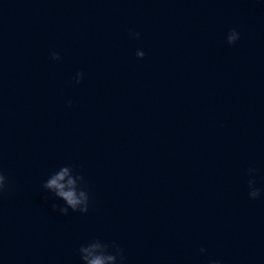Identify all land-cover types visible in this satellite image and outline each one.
I'll return each instance as SVG.
<instances>
[{
    "label": "water",
    "instance_id": "95a60500",
    "mask_svg": "<svg viewBox=\"0 0 264 264\" xmlns=\"http://www.w3.org/2000/svg\"><path fill=\"white\" fill-rule=\"evenodd\" d=\"M66 165L87 214L42 188ZM0 171V264L97 238L125 264H264V0H0Z\"/></svg>",
    "mask_w": 264,
    "mask_h": 264
},
{
    "label": "clouds",
    "instance_id": "9594fccd",
    "mask_svg": "<svg viewBox=\"0 0 264 264\" xmlns=\"http://www.w3.org/2000/svg\"><path fill=\"white\" fill-rule=\"evenodd\" d=\"M138 38L139 33H135ZM240 39V33L235 29L227 34V43L234 45ZM52 60H60L61 56L58 52L50 54ZM137 58L143 59L145 53L141 50L136 52ZM84 78L83 72L75 74V83L79 84ZM71 105V101L68 102ZM255 167H249L247 173L251 177L248 182V196L252 200H257L262 196V190L256 187L255 175L257 173ZM42 188L46 193H52L55 198L62 200L64 206L56 203L52 204L53 211H59L62 215H68L69 210L87 214L90 205V193L84 176L75 169L74 166H61L57 171L53 172L42 184ZM11 191V182L2 171H0V198ZM47 199V196L45 197ZM201 253L206 252L205 248L200 249ZM78 255L82 264H125L126 257L124 250L115 242H106L101 239H93L82 244L78 248ZM209 264H221L218 260H210Z\"/></svg>",
    "mask_w": 264,
    "mask_h": 264
}]
</instances>
